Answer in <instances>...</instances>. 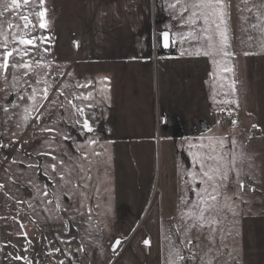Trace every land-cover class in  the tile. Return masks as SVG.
Listing matches in <instances>:
<instances>
[{
  "label": "crops",
  "instance_id": "obj_1",
  "mask_svg": "<svg viewBox=\"0 0 264 264\" xmlns=\"http://www.w3.org/2000/svg\"><path fill=\"white\" fill-rule=\"evenodd\" d=\"M184 1V6L192 13L190 5L195 0ZM84 2L87 7L84 14L89 15L85 18L89 35L87 39L84 36V41L82 36L77 38L79 47H85L87 61L94 65L93 100L89 107L93 111V121L90 125L96 142L111 146L116 187L115 239L128 238L129 241L127 248L119 254L121 258L114 261V256L110 263H165L162 225L170 223L191 227L193 221L187 218V213L193 204L199 202L196 195L192 197V193H198V187H210L199 184L202 171L200 164L204 163V170L216 166L221 169L222 165L208 159L216 156L226 163L224 170L227 179L220 187L227 194L220 202L208 201L211 210L205 212V224L215 225L219 222V216L220 223L226 224L222 234L227 245L217 253L211 252V238L199 235L194 238L193 227L183 237L185 242L191 241L194 248L189 245L190 253H179L185 259L177 257L179 262L175 264H264V211L247 215L245 197V187H250L252 193L262 192L259 187H264V160L258 159L257 165L252 162L253 157L247 156L245 152L247 144L264 140V53L247 49L261 47V39L257 35L262 31L261 27H249L254 34L245 35L241 38L238 50L233 49L235 56H238L233 57V67L239 69L231 77L236 90L220 95V101L222 100V104L226 103L234 120L224 126L218 124L215 118L224 110L222 108L223 110L215 112V97L218 102L220 87L215 81L222 84L228 75L223 69L231 61L230 56L215 54L211 46L219 43V33L214 24L206 26L201 18H197L195 25L189 22L187 24L188 19L183 21V0H159V23L167 22L168 17H173V26L161 29L155 27H158V15L155 14L152 0ZM225 5L229 48L232 25L228 0H225ZM53 8L58 10V16L62 15L60 19L63 22H76V18L82 19L83 16L81 13L73 16L76 12L64 3L58 9L56 6ZM75 9L80 10L78 6ZM65 10L69 12L65 13ZM206 27L209 29L208 33L203 31ZM83 29L77 27L74 31L80 32ZM249 29L244 24H238L240 32L246 30L249 33ZM171 31H174L173 35ZM164 32L170 35L168 47L163 45ZM209 34L213 37L212 42L208 40ZM205 52L213 54L205 55ZM241 83L247 97L245 103L238 90ZM85 105L88 104L84 101L79 106ZM221 140L227 152L215 155L199 151L200 143L218 144ZM159 158L166 162V173L161 174L164 187L197 189H178L175 193L172 191L173 195L166 197L167 201L151 207L146 228L134 234L139 219L150 206L149 187L153 185L156 161ZM241 184L243 188L240 187ZM132 187H146V198L138 199L134 204L136 197L132 194ZM231 187L236 190L238 187L233 192L232 202ZM236 192L239 195L241 193L244 199L240 200ZM215 206H220V211H215ZM250 206L264 207L261 199L253 201ZM47 214L48 210L45 215L46 223L39 221L35 225L37 230L41 227L45 231L42 234L44 244H37L39 248L36 264L39 256L48 257L51 264H58L63 253L62 248L59 251H52L50 248L53 241H62V233L54 228V217ZM7 218L1 220L9 223ZM13 222L14 227H8L7 233L5 230V246L11 247V242L14 241L15 249H20V252L31 243H22L26 239L22 235L26 229L24 221L14 219ZM231 223L237 225L232 231ZM21 224L23 228L20 227ZM212 230L213 228H209L210 232ZM37 236L38 234H34L33 238ZM193 239L205 243L201 242L197 249V241L192 242ZM234 239L235 242L231 244ZM145 241L150 243L145 244ZM130 245L134 247V259L127 262L122 256L126 251L128 254ZM9 255L7 254V258ZM57 257L59 258L56 259Z\"/></svg>",
  "mask_w": 264,
  "mask_h": 264
},
{
  "label": "rangeland",
  "instance_id": "obj_2",
  "mask_svg": "<svg viewBox=\"0 0 264 264\" xmlns=\"http://www.w3.org/2000/svg\"><path fill=\"white\" fill-rule=\"evenodd\" d=\"M152 1L155 14L158 15L156 17L158 27H155L161 29L173 26V17H168L167 22L159 23L161 20L158 13L159 0ZM184 2L183 0V21H186L190 17L191 11L184 6ZM63 3L66 7L73 8L72 11L76 12L73 16L81 13L82 19L79 17L76 18V22H63L60 19L62 15L58 16V10L53 8L56 6L58 9ZM228 3L231 11L232 29L231 35H229V48L226 50L230 51L231 49V53H233V49L237 51L242 43L241 38L254 34L250 32L249 27L253 28L255 25L254 29H257L256 27L262 29L257 34L261 39V47L247 49L264 53V7H261L264 0H228ZM9 5H11V0H0V13H2L0 15V62H2L4 51L13 48L22 50L25 47L18 42L21 37L25 39L37 38V47L28 45V55L23 56L24 61L31 62V71L12 67V64L21 62V57L14 53L13 57L9 59L6 74H0V185H2L0 187V264H28V262L36 264V254L39 248L37 244L42 242L44 244L45 240L42 239V234L45 231L41 227L37 230L35 225L39 221L46 223V210L49 213L47 215H52L55 219L54 228L62 233V239L59 238L62 241H53L50 246L52 251L62 248L63 253L58 264L61 261L63 264H112L127 248L129 241L128 238H121L120 245L112 254L111 247L116 240V187L111 146L100 145L96 142L93 133L82 127L85 117L92 124V108L86 107L85 117H82L72 107L73 103L80 107V103L83 104L85 101L90 104L93 100L94 65L87 61L85 47L82 49L79 47L77 38L82 36L84 41V36L87 39L89 35V32L86 31L89 28L85 20L89 15L84 14L87 7L84 0H43V3L41 0H29L28 5H24L21 0L19 10L12 9L8 7ZM76 6L80 10L75 9ZM185 8H188V11H184ZM45 9L44 20L47 26L41 29L39 27L41 19L36 13ZM64 12H69V10ZM21 14L29 16L31 23L28 28H24V21L20 19ZM238 24L246 25L249 33L246 30L240 32ZM77 27L80 30L84 28L83 30L86 32L83 30L74 31ZM171 32L173 35L174 31ZM41 36L46 37L43 42L39 39ZM233 57L238 58L235 55L230 56V65L225 64V67H231L232 71H227L228 75L222 81L223 86L220 81H215L220 85L218 102L215 97V112L223 109L229 112L226 103L222 104V100L220 101V95L228 92L233 93L236 90L232 87L231 77L233 73L239 72V69L233 67ZM242 59L243 57L240 58V60ZM37 62H40L39 66H37ZM37 80H40L39 84L36 83ZM78 85L88 86L79 87ZM33 88L36 89L35 93L32 91ZM44 88L48 89L46 100L42 98V89ZM244 89L241 83L238 90L243 95L245 103L247 97L243 92ZM89 93H91L89 100L75 98ZM32 95H35V101L29 98ZM215 95L217 96V92ZM40 104L43 106L40 107ZM5 108L8 110L5 111ZM215 118L217 120V116ZM77 121H81V123ZM217 123L224 126L228 124ZM47 129H51V131ZM254 142V144H247L245 152L247 156H252V162L258 165V159L264 160V154H262L264 153V140ZM199 148V151L215 153V155L227 152L221 143L203 142L199 144ZM214 163L222 165L221 171L225 173V161L214 160ZM165 166V161L157 159L153 185L149 187L148 204L150 206L139 219L134 234L146 228V220L151 207L153 205L155 207L157 203H163L166 197L173 195L172 191L175 193L178 189L183 191L197 189V187H164L161 183V174L166 173ZM225 181V179L220 181L217 178V183L220 185ZM204 188L198 187L200 195L204 194ZM210 188L207 187L209 193L212 192V188L211 190ZM236 188L238 190V187ZM259 188L262 189V192L252 193L250 187H245L247 215L264 211V207L250 206V203L259 199L262 200V206H264V187ZM147 190L146 187H132V194L136 197L134 204L138 199L146 198ZM230 190L232 202L233 192L235 193L237 190L234 187H231ZM45 192L48 195H44ZM214 194L217 196L216 203L220 202L222 198L225 199L227 192H222V187H218ZM195 195L199 200L197 193L193 192L192 197ZM236 195L240 200L244 199L241 193L239 195L236 192ZM230 200L228 199V201ZM215 211H220V206H215ZM6 217H11L15 221H24L26 227L24 233H27V237L22 243H31L26 251L24 249L19 252L20 249H15L16 242L14 241L11 242V247L5 246L8 227H14L15 223L1 220ZM218 218L219 222L215 225L205 224L203 227L196 226L195 228L190 225L163 224L164 264L179 262L177 253H188L189 247L194 246L189 241L185 242L183 237L186 235L185 232L188 233L191 228L195 230L194 238L198 235L211 238L209 240L212 246L211 252L221 251L227 245V240L223 239L224 235L222 234L226 224L220 223L221 218L219 216ZM230 226L231 231L237 228V225H233V223ZM209 228H213L212 232L209 231ZM34 234H38V236L33 238ZM132 236L133 234L129 236V239ZM196 241L197 244L205 243L202 240H192V242ZM50 242L48 243L50 244ZM234 242L235 239L231 241V244ZM197 244L195 248L198 249L201 244ZM127 250L128 254L126 251L122 257H125V261L128 262V260L134 259V247L130 245ZM7 254L11 256L9 255L7 258ZM89 254L91 256H88ZM17 255L24 257L25 260L12 258ZM113 258L114 261L110 263Z\"/></svg>",
  "mask_w": 264,
  "mask_h": 264
},
{
  "label": "snow or ice",
  "instance_id": "obj_3",
  "mask_svg": "<svg viewBox=\"0 0 264 264\" xmlns=\"http://www.w3.org/2000/svg\"><path fill=\"white\" fill-rule=\"evenodd\" d=\"M22 3L24 5H28L29 4V0H22ZM41 3H43V0H41ZM8 7H11L12 9L15 10H19L21 8V0H11V5H9ZM191 9L193 10L191 13V16L188 18V22L189 24L195 25L197 23V18H201L203 20L204 25L208 26L211 24L215 25V28L217 30V32L219 33V43L217 44H211V46L214 48L215 54H219L222 57H228V56H234V53H231L229 51H227V47H228V37H227V20H226V5L224 3V0H195V2H193L190 5ZM261 7H264V4L261 5ZM184 11H188V8H185ZM0 15H2V13H0ZM36 15L41 19V23L39 24V27L41 29L46 28L47 24L46 21L44 20V17L46 16V9L43 11H40L38 13H36ZM20 19L24 21V28H28L29 24L31 23V21L29 20V16L28 15H20ZM17 27H19L17 25ZM33 27H35L33 25ZM255 27V25H254ZM203 31L205 33H208L209 29L206 27L203 29ZM163 36V44L165 47L168 46V42H169V35L167 32L162 33ZM7 39V38H6ZM15 39V37H14ZM36 39L37 38H33V39H25L23 37L19 38V44L25 46L22 50L18 49V48H13L11 50H6L3 52L2 54V62H0V74H6L7 69L9 67V59L11 57H13L14 53L18 56L21 57V62L19 64H12L13 68H23V69H28L29 71H31L32 65L31 62H26L23 60V56L28 55V45H32L33 47H37L36 45ZM39 39L41 40V42H43L46 37H39ZM208 40L210 42H212L213 37L209 34L208 35ZM6 48V45H5ZM44 51H47V49H44ZM205 55H212L213 53L210 52H205ZM245 55H248V53H245ZM40 62H37V66H39ZM224 71H232L231 67H225L223 69ZM25 75H27V73H25ZM6 79V76H5ZM15 79V78H13ZM37 84L40 83V80L36 81ZM79 87H87L88 85H78ZM232 87L234 88V82ZM33 93L36 92V89L33 88L32 89ZM62 94V93H61ZM47 95H48V89L44 88L42 89V98L44 100L47 99ZM30 99H32L33 101H35V95H32L29 97ZM76 99H84V100H89L91 99V93L86 94V95H82V96H77L75 97ZM20 99H23V97H20ZM71 103V101H70ZM40 107L43 106V104L39 105ZM72 107L76 110V112L79 113L80 116L85 117V107H91L90 104L85 105V106H80L78 107L76 104H72ZM5 111H7L8 109L5 108ZM38 111V108L36 109ZM25 111L27 112V109H25ZM37 119H39V117H36ZM25 119H27V116H25ZM78 123H81V121H77ZM82 127L84 129H86L88 132H92L93 128L90 125L88 119L85 117L82 121ZM48 131H51V129H47ZM65 139H68V137H65ZM220 143L222 144L223 141L221 140ZM208 159L210 160H218V158L216 157H208ZM55 168V166L53 165V169ZM200 169L202 170L200 173L201 179L199 180V183L201 185H208L212 188V192L209 193L207 187L204 188L203 192V196L199 199V202L196 204L192 205V208L189 209L188 213H187V218L191 219L193 221V224L191 225V227H196V226H201L203 227L207 218L205 216V212L206 211H210L211 210V205L208 204V201H216L217 200V196L214 194L216 192V189L218 187H220L221 185L217 183V178H219L220 181H223L224 179L227 178L226 173L222 172L220 167L216 166V167H209L207 170L205 169V165L202 162L200 164ZM237 175H239L237 173ZM193 179H195V177H193ZM0 187H2V185H0ZM241 188H243V184L240 185ZM44 195H48L47 192L44 193ZM198 196H200V193H197ZM49 203H51V201H49ZM201 205H205L206 207L202 208ZM214 222V221H213ZM210 226V225H209ZM21 228H23V224L20 225ZM22 235H24L25 237H27V233H22ZM121 243V240L117 239L114 241V248L113 250H115L116 246H119ZM146 244L150 243V241H145ZM189 243H191V241H189ZM26 251V249H25ZM57 251H59L57 249ZM177 256L180 260H184L185 257L179 255V253H177ZM14 260H25L24 257L21 256H15L12 257ZM28 264H30V262H28ZM60 264H63V261L60 262Z\"/></svg>",
  "mask_w": 264,
  "mask_h": 264
},
{
  "label": "built area",
  "instance_id": "obj_4",
  "mask_svg": "<svg viewBox=\"0 0 264 264\" xmlns=\"http://www.w3.org/2000/svg\"><path fill=\"white\" fill-rule=\"evenodd\" d=\"M218 122L219 123H229L233 121V114L227 111H221L218 115ZM10 212V211H9ZM9 222L12 221V218L9 217L7 219ZM41 257V258H40ZM38 259V264H51L50 259L44 256H40Z\"/></svg>",
  "mask_w": 264,
  "mask_h": 264
},
{
  "label": "water",
  "instance_id": "obj_5",
  "mask_svg": "<svg viewBox=\"0 0 264 264\" xmlns=\"http://www.w3.org/2000/svg\"><path fill=\"white\" fill-rule=\"evenodd\" d=\"M168 35H169V33H168ZM162 40H163V36H162ZM164 45V44H163ZM170 45V35H169V42H168V46ZM167 46V47H168ZM113 248H114V245H113V247H112V251H116L117 250V248H118V246H116L115 247V250H113Z\"/></svg>",
  "mask_w": 264,
  "mask_h": 264
}]
</instances>
